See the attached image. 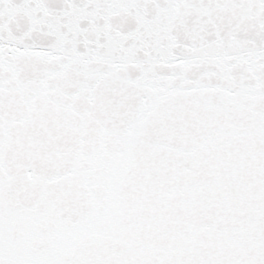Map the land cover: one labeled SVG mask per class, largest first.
<instances>
[{"label": "snow or ice", "instance_id": "1", "mask_svg": "<svg viewBox=\"0 0 264 264\" xmlns=\"http://www.w3.org/2000/svg\"><path fill=\"white\" fill-rule=\"evenodd\" d=\"M0 264H264V0H0Z\"/></svg>", "mask_w": 264, "mask_h": 264}]
</instances>
